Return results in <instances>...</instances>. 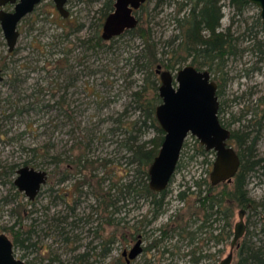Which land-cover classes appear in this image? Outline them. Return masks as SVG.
<instances>
[{
	"label": "rangeland",
	"instance_id": "obj_1",
	"mask_svg": "<svg viewBox=\"0 0 264 264\" xmlns=\"http://www.w3.org/2000/svg\"><path fill=\"white\" fill-rule=\"evenodd\" d=\"M103 1L69 0V16L63 17L51 0H44L19 25L21 35L13 53L8 51L0 25V67L6 68L5 78L0 82V231L14 240L13 231L5 228L14 227L15 231L21 230L27 236L26 231L34 225L36 231L32 242H36V246L29 249L15 246L16 255L33 264H117L118 258L126 264L123 252L133 248L139 234L144 250L130 264H147L150 260H155L153 264L170 261L219 264L231 251L235 226L240 221L242 207L236 204L232 205L229 222L210 221L211 225L202 229L195 241L178 229L174 236L160 242V246L148 253L146 250L154 247L160 227L170 222L177 227V220L184 216L182 226L188 222L191 206L187 202L192 203L195 196L190 193L182 201L179 193L188 188L190 192L197 191V180L210 181L216 154L210 151L205 155L196 154L199 140L191 134L182 150L183 166L176 171L167 188L166 203L159 216L147 223L152 219L149 201L144 197L127 200L123 195L119 203L124 206L114 215V224L105 221L109 214L102 211L101 200L96 197L100 191L99 183L106 191L121 177L126 181L137 172L124 145L129 133L122 126L140 116L132 93L141 88L146 77L161 85V76L157 72L159 64L148 72L134 63L132 56L143 47L142 39L137 36H114L113 40H104L103 49L97 52L80 40L95 33ZM183 1L147 0L138 11L140 23L152 30L159 57H172L178 46V41L169 42L180 33L175 16ZM221 3L222 29L232 24V31L239 41L238 54L231 56L225 66L226 81L218 79L223 85L219 100L224 111L220 116L238 134L256 136V154L264 158V31L257 22L261 19L260 9L251 3L238 14L229 0H221ZM191 5L189 2L187 7ZM80 24L84 25L79 28ZM100 31L103 32V27ZM179 69L178 65L177 69L170 70L176 73ZM162 70L167 69L162 65ZM157 134L155 127H147L141 138L148 140ZM88 143L91 145L87 148ZM83 152L97 160L84 172V177L96 175V188L85 184L84 192L76 189L68 196L76 184L81 185L84 181L83 176L75 177L78 166L74 162ZM25 159L33 161V167L49 173L48 182L33 201L14 184L17 172L8 174L12 164L23 163ZM68 160H74L71 168L67 166ZM106 160L111 162L105 163ZM248 181L249 195L258 208L247 210L244 217L246 232L240 243L248 239L260 245L264 244V162L249 175ZM223 188L220 183L215 192ZM73 198L82 201L76 217L71 211ZM65 216L69 220L63 224L66 232L62 233L63 229H57L54 217ZM203 216L201 213L200 218ZM202 219L196 220L198 224L194 222L191 229L200 226ZM136 226L139 232L134 230ZM134 231L137 234L130 239V233ZM75 234L81 237L79 247H75L79 242L65 240V235L73 237ZM109 239L116 242L103 258L101 242ZM163 247H171L174 255L166 253L165 258ZM88 251L89 262L76 260L77 253ZM202 253L209 255L208 259L195 263L193 259ZM238 259L235 248L231 264H236Z\"/></svg>",
	"mask_w": 264,
	"mask_h": 264
},
{
	"label": "trees",
	"instance_id": "obj_2",
	"mask_svg": "<svg viewBox=\"0 0 264 264\" xmlns=\"http://www.w3.org/2000/svg\"><path fill=\"white\" fill-rule=\"evenodd\" d=\"M97 1L99 0H89V2ZM189 2H192V5L188 8L187 6ZM229 3L238 14L242 13L246 7L251 4L249 0H229ZM113 8L114 0H104L102 7L100 8L101 18L96 26L95 33L89 37L80 39L84 44L88 45L90 49L96 50V52L104 47L103 41L105 39L100 31V28L103 27L102 20L113 10ZM185 8H187V10L182 14ZM223 16L224 14L221 0H184L178 10V14L175 16V21L180 33L175 35L173 40L169 42L170 44H174V42L178 41V46L173 50L172 57L167 58L159 57L157 43H155L152 38V30L150 27H145L142 23H140V19L136 27L126 30V32L122 33L118 37L121 38L127 34H132L133 36H137L142 39L143 47L139 53L132 56L134 63L140 69L153 71L155 64H161L169 70L177 69L178 65L181 68V65L189 60V63L194 65L197 69L209 70L210 73L215 76L217 81L218 79L226 81L225 66L231 56L238 54L239 37L233 33L232 24H230L226 29H222ZM257 22L261 25L262 30L264 31V25L260 18H258ZM83 25L84 24H80L79 28ZM114 38L115 37L110 40H113ZM2 68L4 70L6 69L5 66ZM149 80H151L150 77H146L145 83L140 86L141 88L133 91L132 93L134 96V102L136 103V108L140 111V116L137 119L128 121L126 124H122L125 132L129 133V137H126L124 145L130 153V162L137 166V172L131 179L126 181H122L121 177L119 180L121 182L120 184L118 181V183L110 185L106 191L103 187H101L100 182V191L96 193V197L101 200L100 207L104 209V212L109 214L106 221L110 225L114 224V215L119 213L121 208L124 206L121 204L119 205V208L117 206V203L122 200L123 195V198L127 200L129 198H132L133 200L137 197H144L149 201L152 219H148L147 223H150L159 216L166 203L165 197L167 189L162 192H157L149 185V167L159 152L165 134L156 118V107L162 101L159 94L160 85L155 80ZM217 83L218 95L220 96L222 90L220 88L223 85L220 81ZM127 110L128 109H126L125 112H127ZM223 111V104L221 103L219 108L220 120L226 127L230 128L220 116ZM118 121L121 120L118 119ZM147 127H155L158 134L151 139L143 140L141 138L142 133ZM231 130L232 135L229 143L235 147L241 158V166L233 181L231 183L222 182L221 184L224 185V188L220 192H215L218 185H213L211 180L208 181L207 179L196 181L197 191L190 192V188H188V190L181 191L179 193V199L182 201L186 200L190 193L195 196V200H193L192 203L187 202L191 206L188 212L190 215L188 222L185 223L184 227L182 226L184 216L177 220V225H179L177 227L175 224H172V222L165 227H160V235L155 240L154 247L146 248L147 253L153 248L160 246V242L164 239L174 236L178 229L181 234L188 233L189 237L195 241L198 239L197 234L200 231L202 232V229L206 226L211 225L210 221L227 220V222H229V219L233 214L232 205L234 204L241 207H247L248 204H252L253 210L258 208L256 201L249 195V190L247 189L249 175L256 171L257 167L264 162V158L258 157L256 154L257 137L255 136L252 138L249 133L240 135L236 130ZM90 145L91 143H88L86 147ZM195 151L196 154L201 155H205L208 152L206 148L200 144V142L198 143V147ZM210 153L215 154L214 151H210ZM181 156L183 157L184 154ZM193 157L194 155L190 156L191 159ZM57 161L58 163L61 162L60 160ZM73 161L68 160V168H71L72 164L75 162L78 166L77 174L79 175H76L75 177L83 178L85 175L84 172L89 166H93L97 160H93L87 153L85 154L83 152L82 154H79L74 162ZM32 162L33 161L30 159H25L23 163L12 164L9 167L8 174H15L22 165H29L33 167ZM107 162H111V160H106L105 163ZM182 166L183 162L182 159H180L177 170L181 169ZM95 176L96 175L93 174L91 177H84V181L80 183L81 185L76 184L75 189H73L71 193H67L68 196H72L76 192V189H78L81 193L84 192L82 187L85 184H88L93 189L94 187L96 188L94 185ZM67 177L68 175L66 174L64 178L66 179ZM102 179L105 178L102 177ZM114 191H118V193H114ZM263 206L264 205L262 204V207ZM201 213L204 214L203 219L200 218ZM194 218H196V220L202 219V223L196 229H191L196 221ZM68 220L69 217L67 216L54 217V223L57 226V229H63L62 233L66 232L63 224H66ZM142 220H140V222H142ZM195 223L198 224V222ZM117 224H119V222ZM5 230L13 231V241L15 246L22 245L25 249L36 246V242H32L33 234L36 231L34 225L30 230L26 231L27 236H24V232L21 230L15 231L14 227L5 228ZM134 230L139 232V228L137 226ZM136 231L130 233V239H133L136 236ZM170 232L173 234H170ZM65 240L71 241L72 237L65 235ZM105 244L107 247H104L100 252V255L103 258H106L111 250V240H103L101 242V245ZM162 253L164 254V257L166 253H172L174 255L171 247H163ZM238 255L239 259L236 264H264V244L259 245L245 239L240 243ZM208 256L209 255L202 253V255H199L193 260H195V263H200L203 259H208ZM75 257L77 261L84 263L89 262L88 260L91 256L88 251L77 253ZM154 261L155 260H150L147 264H153ZM171 262L172 261L168 264H176ZM30 263L33 264L32 262ZM130 263H128L126 259V264ZM117 264L125 263L118 258ZM156 264L162 263L160 262Z\"/></svg>",
	"mask_w": 264,
	"mask_h": 264
},
{
	"label": "water",
	"instance_id": "obj_3",
	"mask_svg": "<svg viewBox=\"0 0 264 264\" xmlns=\"http://www.w3.org/2000/svg\"><path fill=\"white\" fill-rule=\"evenodd\" d=\"M68 0H54L57 9L64 17L68 16L66 8ZM114 10L104 23L103 38L110 40L126 30L133 29L139 23L134 14L147 0H114ZM260 9V17L264 25V0H249ZM16 3L12 12L5 11L7 3ZM41 0H0V25L4 33L9 51H14L21 35L19 24L22 19L34 11ZM157 72L161 76L159 94L161 103L156 107V118L164 131V140L159 152L149 167V185L157 191L166 190L174 178L182 150L187 137L191 134L199 140L207 151H214L216 158L210 173L213 185L222 182L231 183L241 166V158L233 145L229 143L232 130L220 120V100L218 84L209 70H199L188 63L176 73L162 70L159 64ZM4 80L0 68V82ZM48 171L29 165L17 171L14 184L18 190L33 200L48 181ZM247 209L239 213L240 221L235 226L231 242V251L219 264H231L234 249L240 247V239L245 235L244 217ZM142 239L130 250L124 251L127 262L136 259L142 252ZM0 264H31L15 253V243L10 236L0 231Z\"/></svg>",
	"mask_w": 264,
	"mask_h": 264
},
{
	"label": "flooded vegetation",
	"instance_id": "obj_4",
	"mask_svg": "<svg viewBox=\"0 0 264 264\" xmlns=\"http://www.w3.org/2000/svg\"><path fill=\"white\" fill-rule=\"evenodd\" d=\"M44 0H41V2H43ZM40 2V3H41ZM51 2H52V4L53 5H55V7H56V3L54 2V0H51ZM68 2H69V0L67 1V4H66V8H67V5H68ZM39 3V4H40ZM114 3H115V1H114ZM39 4L35 7V9H34V11L36 10V8L39 6ZM15 5H16V3H11V2H9V3H7L5 6H3V9L5 10V11H8V12H12V11H14V9H15ZM144 5V4H143ZM142 5V6H143ZM141 6V7H142ZM57 8V7H56ZM0 9H1V7H0ZM141 8H139L138 10H134V14L137 16V18L139 19V17H138V11L140 10ZM58 10V9H57ZM68 10V9H67ZM113 10H114V8H113ZM112 10V11H113ZM33 11V12H34ZM59 11V10H58ZM111 11V12H112ZM33 12H31V13H33ZM110 12V13H111ZM59 13H60V11H59ZM68 13H69V10H68ZM109 13V14H110ZM61 14V13H60ZM108 14V15H109ZM108 15L104 18L105 20H104V22H103V27H104V23H105V21H106V19H107V17H108ZM63 16V15H62ZM68 16H69V14H68ZM67 16V17H68ZM64 17V16H63ZM24 18H26V16L24 17ZM24 18L22 19V21L24 20ZM21 21V22H22ZM21 22H20V24H21ZM19 24V25H20ZM103 31H104V29H103ZM126 32V31H125ZM102 36H103V32H102ZM115 37H117V36H115ZM113 38V37H112ZM111 38V39H112ZM7 43V42H6ZM8 51H9V48H8ZM9 52H11V51H9ZM13 52V51H12ZM2 70H3V75H4V69L2 68V67H0ZM4 78H5V75H4ZM25 166V165H24ZM21 168V167H20ZM36 168V167H35ZM38 169H41V168H38ZM18 171V170H17ZM48 175H49V173H48ZM49 178V177H48ZM48 182V181H47ZM44 186V185H43ZM43 186H42V188H43ZM42 188H41V190H42ZM41 190H40V192H41ZM40 192H39V194H40ZM39 194L37 195V197L39 196ZM36 197V198H37ZM35 198V199H36ZM35 199H33V200H35ZM30 200V199H29ZM33 200H31V201H33ZM80 200V198L79 199H75V198H73L72 199V203H71V211H72V215H75V217H76V215H77V211L79 210V208H80V204L82 203V201H79ZM120 205V203H117V206H118V208L120 207L119 206ZM242 208H246L247 210L248 209H250V210H253L252 208H253V206H252V204H248V206L247 207H242ZM102 209V208H101ZM102 211H104V209H102ZM103 219V217L101 218V220ZM104 219H105V217H104ZM80 220H83V219H80ZM106 221V220H105ZM76 223V221L74 222V224ZM102 226V225H101ZM102 229L104 230L105 228H104V226H102ZM140 237H141V235L139 234L138 236H137V241L140 239ZM81 237L80 236H78V235H73V237H72V240H74L75 241V243H77V242H79L78 244H76V246L75 247H79L80 245V242H81ZM111 240V244H110V247H113V244L116 242V240L115 239H110ZM107 241V240H106ZM137 241H136V243H137ZM135 243V244H136ZM135 244L133 245V247L135 246ZM101 247H107V245L105 244V245H102ZM239 249V247L237 248V250ZM123 256L125 257V255H124V252H123Z\"/></svg>",
	"mask_w": 264,
	"mask_h": 264
}]
</instances>
